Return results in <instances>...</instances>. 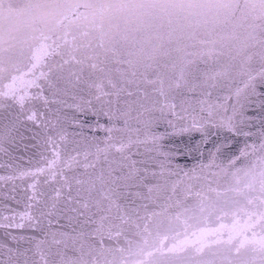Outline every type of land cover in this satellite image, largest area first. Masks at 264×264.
<instances>
[{
    "label": "snow or ice",
    "instance_id": "snow-or-ice-1",
    "mask_svg": "<svg viewBox=\"0 0 264 264\" xmlns=\"http://www.w3.org/2000/svg\"><path fill=\"white\" fill-rule=\"evenodd\" d=\"M77 53H80V58L77 57ZM222 56L227 59L220 64L219 69L212 73L205 71L202 77L197 75V70L192 67L197 61L205 64L210 60L218 62V58ZM256 57L260 60L261 68L258 73L253 74L250 65ZM25 59L29 63L27 70L22 71L19 65ZM88 61L93 62L87 64ZM73 62L82 66L80 73L70 71L65 75V66ZM109 63L126 66L123 71L117 69L124 85L133 83L135 78H142L156 86L154 91L161 98V101L151 104L136 101L134 117L131 103L126 102L127 107L124 111L117 109L118 115L115 118H123V127L117 128L113 123L106 128L109 141L112 140L110 133L113 130H127L131 119L149 129L154 123L152 113L159 111L163 114L164 110L168 109L175 115L177 105L169 102V95L176 89L187 88L188 91H193L200 84L215 87V82L220 78L231 79L234 75H246L244 87H252L255 92L253 81L257 76L261 83H264V0H0V81L7 78V82L0 86V110L6 107L4 100L11 101V104L7 105L9 109L18 108V111H8L6 115L0 114V151H5L6 142H13L14 133L26 119L37 123V127L41 129L34 132L31 137L36 141L33 147L44 151L51 150L52 157L49 159L42 151L40 155L47 161L46 165L34 171H22L21 177L48 172L51 179L55 180L58 174L63 175L64 168L71 169L74 164H79L81 155L84 157L85 169H96L103 154V164L98 171L87 174L86 180H76L78 185H87L85 191L91 205L100 214L98 226L91 234L83 231L75 235L66 232L53 233L54 243L64 244L67 249L68 241H71L77 253L75 256H67L58 251L56 254L60 256L59 264H127L123 259L117 260L115 256L117 252L123 255L124 248L106 246L104 242L105 236L112 239L114 235L122 234L121 226L113 221L134 224L143 246H147L149 237L152 236L149 230L151 217L163 215L145 213L142 216L140 209H146L147 205L139 204L137 201L153 198L152 193L157 195L162 193L167 186V180H164L163 184L159 182L151 186L146 184L149 175L141 173H146L147 169L138 168V162L132 159L133 154L128 151L134 143L149 141L155 143L162 139V136L153 134L146 136L144 141L129 137L127 142L121 140L115 144H106L104 148L96 146L95 153L89 151L81 153L77 147H73L63 167L57 169L60 148L63 142L67 141L68 134L58 126V122H37V112L33 108L26 109V104L33 101H41L44 105L49 103L47 97L43 95L44 85L39 81L45 80L47 87L54 90H59L58 85L63 81L67 91V86L73 84V78L75 83L81 82L83 66L86 64L104 73L107 83L113 89L112 92H105L103 83L90 85L97 88L96 98L109 95L119 98L126 88L118 87L117 83L113 82L108 74ZM150 73L154 79H148ZM197 81H200V84ZM33 87L37 91L30 93L29 89ZM240 91L242 90H237V96L240 95ZM127 95L131 96L133 93L128 91ZM144 99H148L147 95H144ZM204 102L200 101L202 104ZM108 103L111 104L112 101ZM157 103L161 104L159 108L156 106ZM184 103H187V100L181 101V104ZM104 114L110 121L114 119L111 109L104 111ZM221 125L234 130L231 118L222 121ZM110 149H115L120 154L119 158H109ZM260 151L261 155L256 164L247 170L238 169L243 171L247 178L244 189L238 191L241 193L256 191L258 185L259 198L264 205V144L260 145ZM90 155L95 157L91 162L88 161ZM167 171L168 175H175L171 169ZM184 175L187 176L188 173ZM150 176L153 179L158 176L163 179L165 169L162 166L159 173L151 172ZM63 179L70 192L68 178ZM237 182L239 183V180ZM141 188H147L149 194L147 197L140 191ZM175 190L176 185L173 184V194ZM206 199L204 197L201 200L199 205L201 211L215 210L218 207L211 201L205 204ZM246 199L249 203L253 202L250 197L246 196ZM72 202L73 197L69 196L68 203ZM75 203L81 204L79 200ZM81 207L88 209L89 203L85 202ZM52 208L55 209V204ZM69 210L77 216L85 214L78 208ZM220 211L225 210L220 208ZM48 215H52V212L50 211ZM21 219L33 218L26 213ZM68 219L71 222L76 217ZM259 220L264 221V211L259 214ZM137 221H143V224ZM249 221L243 226L237 221L231 227L222 224L218 229L202 230L195 242L175 241L167 251L182 252L192 243L199 245L195 248L197 253L202 252L205 247L225 245L231 246L223 249L227 258L232 248L238 252L240 248L250 246L253 260L264 264V227L259 233L252 231L249 236L248 231L255 227L251 222V216ZM15 227H23V224H16ZM113 229H116L115 233ZM57 235L62 239H57ZM86 235L93 237L95 243L85 239ZM166 239L167 236L160 237L157 233L156 239L153 240V244L159 241L160 247L156 248V251L162 255ZM42 243L44 241L37 243L38 251ZM132 243L128 241L129 251ZM138 250L142 252L143 247L138 246ZM8 251L10 254L13 253V249ZM148 255L151 256L153 253L150 251ZM9 258L11 259V255ZM40 258L44 264H48L42 252ZM0 264L4 262L0 261Z\"/></svg>",
    "mask_w": 264,
    "mask_h": 264
},
{
    "label": "water",
    "instance_id": "water-1",
    "mask_svg": "<svg viewBox=\"0 0 264 264\" xmlns=\"http://www.w3.org/2000/svg\"><path fill=\"white\" fill-rule=\"evenodd\" d=\"M77 57L80 58V53H77ZM226 59L222 56L218 58V62L210 60L207 64L197 61L192 67L197 70V75L202 77L205 71L212 73L218 70ZM92 62L88 61L87 64ZM28 63L27 59L20 62L22 71L27 70ZM87 64L83 66L81 82L77 84L73 78V84L67 86V91L63 81L58 85L59 90L48 88L43 79L39 81L44 85L43 95L47 97L49 103L44 105L41 101H33L26 104V109L33 108L37 112V122H58V126L68 134L67 141L63 142L60 148L57 169L63 167L73 147H77L81 153L83 151L95 153L96 146L104 148L106 144H115L121 140L127 142L129 137L133 140L139 138L140 141L153 134L163 137L155 143L151 141L134 143L128 150L133 154L132 159L138 162L137 167L147 169L146 173H141L149 175L146 184L149 186L157 182L163 184L164 180H167V186L159 195L152 193L153 198L137 201L139 204L147 205L146 209H140L142 216L145 213H163L161 216L151 217L149 230L152 236L149 237L147 246H143L134 224H122L120 220L113 221L121 226L122 234L114 235L112 239L105 236L104 242L106 246L125 249L123 255L119 252L115 253L117 260L123 259L127 264H141V262L142 264H259L258 260H253L250 246L240 248L238 252L232 248L227 258L223 249L231 246L225 245L205 247L200 253L195 250L199 245L194 243L186 246L182 252L167 251L175 241L195 242L202 230L218 229L222 224L231 227L237 221L240 226L248 224L249 216L255 227L248 231L247 235L251 236L252 231L259 233L264 227V221L259 220L264 205L259 198L258 185L256 191L244 193L238 191L244 189L247 182L244 172L238 169L247 170L256 164L261 155L260 145L264 144V83H261L259 76L253 81L255 92L252 87H244L246 75H234L231 79L220 78L215 82V87H208L197 81L200 86L193 91H188L187 88L176 89L169 95V102L177 105L174 110L175 115L168 109H165L163 114L159 111L152 113L154 123L149 129L143 124H138L135 119H131L129 128L125 131L113 130L110 133L112 140L109 141L107 140L109 133L105 129L113 123L117 128L123 127V118H115L118 115L117 109L124 111L127 107L126 102L131 103L134 117L136 101L151 104L161 101V98L154 91L156 86L145 82L142 78H135L133 83L124 85L120 71L117 69L123 71L126 66L109 63L108 74L118 87L123 86L126 91L119 98L109 95L97 99V88L90 85L103 83L105 92H112L113 89L107 83L104 73L88 67ZM81 67L74 62L70 63L65 66V75L70 71L80 73ZM260 68V60L256 57L251 62V72L256 74ZM5 76L7 77V74ZM28 78L30 77H25ZM154 78L150 73L148 79ZM6 82L7 78L0 81V86ZM238 89L242 90L239 96L236 95ZM36 91L34 87L29 89L30 93ZM128 91L133 95H127ZM144 95H147V100L144 99ZM182 100H187V103L181 104ZM201 100L205 102L202 104ZM109 101L112 103L109 104ZM3 103L6 107L0 110V114L6 115L8 111H18L16 107L11 109L7 107L11 104L10 100H4ZM156 106L159 108L161 104L157 103ZM109 109L114 114V119L111 121L104 114V111ZM228 118H231L234 130L221 125V122ZM39 131L41 129L37 127V123L24 119L14 133L13 142H6L5 151H0V261L4 264H26V262L44 264L40 252L44 254V260L48 264H59L60 256L56 254L58 251L67 256H75L77 253L71 241H68L67 249L64 244L54 243L53 233L66 232L75 235L83 231L91 234L98 226L100 214L91 205L88 193L85 191L87 185H78L76 180H86L87 174L98 171L103 164V154L96 169H85L84 157L81 155L79 164H74L71 169L64 168L63 175L58 174L55 180L51 179L48 172L21 177L22 171H34L47 163L40 155L44 150L33 147L36 141L31 137L34 132ZM74 141L79 143L74 144ZM44 156L51 159V150L44 151ZM119 156L115 149H110L109 158H119ZM94 159L93 155L88 157L89 162ZM232 161L235 163L233 164ZM162 166L165 169L164 178L160 179L158 176L153 179L150 173H159ZM168 169L175 172V175H168ZM185 173L188 175L185 176ZM63 177L68 178L71 185L70 192L64 184ZM33 184L35 187H32ZM173 184L176 185L175 194L172 193ZM140 191L145 197L149 195L147 188H141ZM69 196L73 197L71 204L68 203ZM246 196L253 202L249 203ZM165 197L170 198L165 199ZM204 197L207 198L205 204L211 201L218 207L215 210L201 211L199 205ZM76 200L81 204L89 203V208H82L81 204L75 203ZM53 204L55 209L52 208ZM71 208H78L85 214L77 216L69 210ZM220 208H223L227 214L225 211H220ZM50 211L52 215H48ZM26 213L33 219H21ZM72 216L76 219L70 222L68 217ZM50 220L51 224H49ZM137 223L143 224V221ZM16 224H23V227H15ZM115 231L116 229H113V233ZM157 233L160 237H168L164 241L163 255L156 251V248L160 247L159 241L153 244ZM13 237L17 239L14 240ZM21 237L25 239H20ZM56 238L62 239L59 235ZM85 239L95 243V239L90 235H86ZM39 241L44 243L40 244L38 251L36 245ZM128 241L133 242L130 251ZM138 246L143 247L142 252L138 250ZM9 249H13V253L10 254ZM150 251L153 253L151 256L148 255ZM17 253L26 254L17 255Z\"/></svg>",
    "mask_w": 264,
    "mask_h": 264
}]
</instances>
